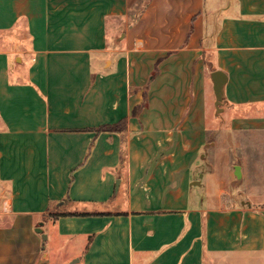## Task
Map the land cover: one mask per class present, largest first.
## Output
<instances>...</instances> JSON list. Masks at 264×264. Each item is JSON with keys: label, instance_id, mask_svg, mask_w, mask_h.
<instances>
[{"label": "crops", "instance_id": "crops-1", "mask_svg": "<svg viewBox=\"0 0 264 264\" xmlns=\"http://www.w3.org/2000/svg\"><path fill=\"white\" fill-rule=\"evenodd\" d=\"M72 259L264 264V0H0V264Z\"/></svg>", "mask_w": 264, "mask_h": 264}, {"label": "water", "instance_id": "water-1", "mask_svg": "<svg viewBox=\"0 0 264 264\" xmlns=\"http://www.w3.org/2000/svg\"><path fill=\"white\" fill-rule=\"evenodd\" d=\"M212 82H213V89L216 97V107L218 108L221 105L222 102V87L224 85V78L222 74L218 71H215L211 75ZM219 109V108H218ZM235 175L237 179H240V173L239 168L236 167L235 169ZM36 232L42 235L43 241L46 240V236L42 234V230L40 228L36 229Z\"/></svg>", "mask_w": 264, "mask_h": 264}, {"label": "rangeland", "instance_id": "rangeland-1", "mask_svg": "<svg viewBox=\"0 0 264 264\" xmlns=\"http://www.w3.org/2000/svg\"><path fill=\"white\" fill-rule=\"evenodd\" d=\"M211 109H213V108H211ZM210 117H211V116H210ZM44 232H45V231H44ZM51 241H52V239L49 237L47 243H50V245H51ZM57 243L60 244L59 241H57ZM61 244H64V245H65V244H68V243L64 241V243L62 242ZM70 244H71L73 247H75L76 250H77L78 247H80V243H74V242H73V243H70ZM72 246H70V247H72ZM50 247H51V246H50ZM65 264H79V263H76L75 260L72 259V260L66 262Z\"/></svg>", "mask_w": 264, "mask_h": 264}, {"label": "trees", "instance_id": "trees-1", "mask_svg": "<svg viewBox=\"0 0 264 264\" xmlns=\"http://www.w3.org/2000/svg\"><path fill=\"white\" fill-rule=\"evenodd\" d=\"M102 131H118V126H104V127H100L99 129H97V133L98 132H102ZM57 216H55L54 218H56Z\"/></svg>", "mask_w": 264, "mask_h": 264}]
</instances>
